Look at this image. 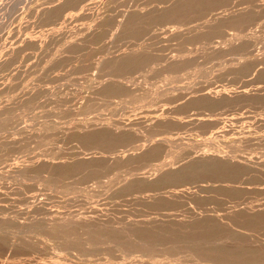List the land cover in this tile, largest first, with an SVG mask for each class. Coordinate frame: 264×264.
I'll use <instances>...</instances> for the list:
<instances>
[{
  "label": "rangeland",
  "instance_id": "374dc122",
  "mask_svg": "<svg viewBox=\"0 0 264 264\" xmlns=\"http://www.w3.org/2000/svg\"><path fill=\"white\" fill-rule=\"evenodd\" d=\"M0 264H264V0H0Z\"/></svg>",
  "mask_w": 264,
  "mask_h": 264
}]
</instances>
